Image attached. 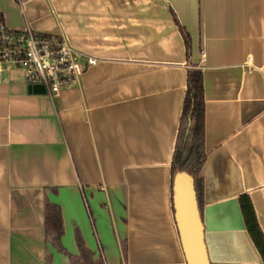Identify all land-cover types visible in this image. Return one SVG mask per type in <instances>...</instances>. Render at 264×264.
<instances>
[{
	"label": "crops",
	"instance_id": "crops-1",
	"mask_svg": "<svg viewBox=\"0 0 264 264\" xmlns=\"http://www.w3.org/2000/svg\"><path fill=\"white\" fill-rule=\"evenodd\" d=\"M0 12L7 29L62 34L99 59L54 99L20 68L3 75L0 264H72L77 233L102 264H188L173 162L190 67L204 80L211 263L264 264L239 204L249 193L264 232V0H0ZM50 202L62 251L47 241Z\"/></svg>",
	"mask_w": 264,
	"mask_h": 264
},
{
	"label": "trees",
	"instance_id": "trees-1",
	"mask_svg": "<svg viewBox=\"0 0 264 264\" xmlns=\"http://www.w3.org/2000/svg\"><path fill=\"white\" fill-rule=\"evenodd\" d=\"M176 22L183 35L187 53L189 54L192 44L191 36L177 19ZM3 23L4 16L0 12V25ZM206 159L203 72L197 67H190L188 70L187 92L182 112V127L173 162V178L182 171L190 173L195 180L199 202L201 201L204 190V181L200 173ZM239 204L252 242H254L264 261V232L258 223L256 210L250 194H242L239 197ZM46 234L48 245L61 250L65 228L62 209L58 203L50 202L47 205ZM79 245L80 255H72V264H102L101 261L92 259L84 243H79Z\"/></svg>",
	"mask_w": 264,
	"mask_h": 264
},
{
	"label": "built area",
	"instance_id": "built-area-1",
	"mask_svg": "<svg viewBox=\"0 0 264 264\" xmlns=\"http://www.w3.org/2000/svg\"><path fill=\"white\" fill-rule=\"evenodd\" d=\"M99 59L75 47L62 34L10 30L0 25V82L5 72L20 68L28 84H41L54 99L62 89L77 86Z\"/></svg>",
	"mask_w": 264,
	"mask_h": 264
},
{
	"label": "water",
	"instance_id": "water-1",
	"mask_svg": "<svg viewBox=\"0 0 264 264\" xmlns=\"http://www.w3.org/2000/svg\"><path fill=\"white\" fill-rule=\"evenodd\" d=\"M176 220L188 264H212L204 235L195 180L182 171L175 176Z\"/></svg>",
	"mask_w": 264,
	"mask_h": 264
},
{
	"label": "rangeland",
	"instance_id": "rangeland-1",
	"mask_svg": "<svg viewBox=\"0 0 264 264\" xmlns=\"http://www.w3.org/2000/svg\"><path fill=\"white\" fill-rule=\"evenodd\" d=\"M88 198V197H87ZM93 201L92 200H90V199H88V204H89V210L91 211V212H93L94 213V210H95V208H96V206L95 207H93V203H92ZM59 204V203H58ZM60 205V204H59ZM61 206V205H60ZM105 208V207H104ZM61 209H62V206H61ZM62 214H63V209H62ZM64 221V220H63ZM124 235H122V237H121V235H120V238H124L123 237ZM83 236H82V234H80V233H77L76 234V241H77V243H78V241H79V243H84L83 242ZM84 245H86V244H84ZM87 246V245H86ZM85 246V247H86ZM50 247H52V246H50ZM88 247V246H87ZM86 247V248H87ZM62 250H64V247H63V243H62V249H61V251ZM89 251V250H88ZM89 253H90V255L92 256V254H91V251H89ZM92 259H93V256H92Z\"/></svg>",
	"mask_w": 264,
	"mask_h": 264
}]
</instances>
